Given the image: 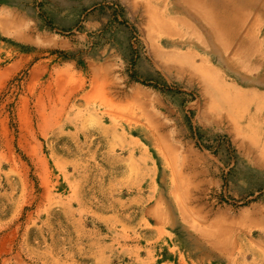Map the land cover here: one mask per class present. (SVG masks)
<instances>
[{"label":"rangeland","instance_id":"1","mask_svg":"<svg viewBox=\"0 0 264 264\" xmlns=\"http://www.w3.org/2000/svg\"><path fill=\"white\" fill-rule=\"evenodd\" d=\"M223 10L0 0V264H264V0Z\"/></svg>","mask_w":264,"mask_h":264},{"label":"bare ground","instance_id":"2","mask_svg":"<svg viewBox=\"0 0 264 264\" xmlns=\"http://www.w3.org/2000/svg\"><path fill=\"white\" fill-rule=\"evenodd\" d=\"M210 1L213 4L215 12H217L218 15L220 16V19H225V20H228L229 18H228V16L223 15L225 13V12H223V11H225V10H223V8H225V9L230 8V11L235 10V12H239V11H242L243 9L252 7L257 2V0H210ZM229 99H230L229 97H227V100L224 99V100H226V103L224 102L225 105H227V102L231 100V99L230 100ZM232 101L234 103V99H232L231 102ZM230 104H232V103H230ZM231 106L233 108V104ZM234 106H236V105H234Z\"/></svg>","mask_w":264,"mask_h":264}]
</instances>
